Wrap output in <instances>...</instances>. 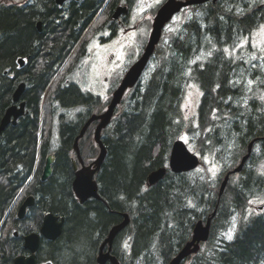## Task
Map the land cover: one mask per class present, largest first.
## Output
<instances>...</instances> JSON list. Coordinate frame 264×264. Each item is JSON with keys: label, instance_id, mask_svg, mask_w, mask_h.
<instances>
[{"label": "trees", "instance_id": "trees-1", "mask_svg": "<svg viewBox=\"0 0 264 264\" xmlns=\"http://www.w3.org/2000/svg\"><path fill=\"white\" fill-rule=\"evenodd\" d=\"M41 1L43 11L36 12L0 0V121L17 85L26 83L25 113L0 137V264H13L25 252L22 236H9V228L17 226L20 234L39 231L47 212L64 217L65 224L56 240L42 238L39 262L98 264L102 242L128 213L130 223L112 246L120 264H169L192 238L195 224L216 208L210 238L181 264H264V208L248 214L250 200L264 196V173L258 170L264 161V72L243 59L238 47L240 42L252 48L251 35L264 23V0H210L189 7L192 16L157 46L149 76L125 95L102 131L108 152L95 176L102 200L84 203L72 187L74 142L84 122L102 113L108 102L76 83L65 86L67 69L56 74L102 0L100 5L96 0L75 5L66 18L55 14L52 0ZM38 19L42 31L36 29ZM203 51L207 56L200 60ZM19 58L26 60L22 67ZM248 74L256 78L249 93ZM192 82L199 84L202 97L197 114L187 117L182 104ZM95 124L79 140L87 164L99 154ZM183 135L200 154L204 171L168 168L149 186V174L168 165L173 142ZM251 141L249 158L240 172L231 174L220 196L226 174L240 164ZM51 153L53 173L43 182ZM213 164H221L216 174L209 171ZM22 188V199L36 196L32 213L18 220L12 210L5 217ZM234 214L238 223L232 239H217Z\"/></svg>", "mask_w": 264, "mask_h": 264}, {"label": "water", "instance_id": "water-1", "mask_svg": "<svg viewBox=\"0 0 264 264\" xmlns=\"http://www.w3.org/2000/svg\"><path fill=\"white\" fill-rule=\"evenodd\" d=\"M63 1V0H58ZM209 0H166L161 7L158 9L156 16L153 22V28L151 32V36L149 42L145 48V51L141 58L136 61L126 72L124 78L122 79L119 87L115 91L113 98L107 108L101 114L92 115L89 120L83 126L81 132L76 136L74 142V149L76 151H80L79 149V140L82 138L93 121H99L95 133L94 138L100 147V156L94 160L91 164L86 165L82 159V156H78L81 161V168L76 170V175L74 179V191L77 196L81 198V200H86L90 196H96L98 190V184L95 180V173L100 170L104 158L106 156L107 150L105 146H103L101 141V133L102 128L105 127L111 118L114 115L116 107L121 103L125 92L127 89L135 86V84L140 79L144 69L146 68L148 61L151 55L154 53L156 49V45L159 43L163 29L166 24L171 21L174 16L181 11L182 8L187 7L189 5L202 4ZM214 2L216 0H213ZM18 62L21 65H24L25 59L19 58ZM24 93V85L21 82L18 87L15 89L13 93V101L14 104L9 106L6 110L5 115L3 116L2 122L0 123V137L2 131L8 126V124L12 121V123H16L17 118L23 114L25 108V102H21L20 107L16 105V102L21 99ZM13 117V120H12ZM254 141H251L248 146V151L245 156H243L240 164L235 167L233 170L229 171L221 186L219 195L221 196L227 186L230 175L232 173L240 172L249 158ZM54 162V155H49L46 158L45 166L43 167L42 178L47 179L52 173V163ZM200 157L197 153L193 152L186 142L182 139H177L173 142L170 157H169V168L171 171L175 173L189 172L195 170L200 165ZM167 172V167L162 166L154 171H152L148 177V182L150 185L156 184L159 180H161ZM34 203L33 197H28V199L22 204L19 216L22 217L24 211L27 206H30ZM264 205L259 206L258 208L262 209ZM217 213V208L213 211V213L208 217L207 221L199 220L194 227L192 238L186 242V244L182 247L177 255H175L169 264H181L188 256L194 253H198L201 249V243L205 242L210 237L211 224L212 219ZM130 222V216L128 213H124V219L121 223L113 226L109 232V236L102 244V251L98 256V261L102 264H105L107 261H110L111 264H120L118 258L111 254L113 241L116 238L117 234L125 228ZM62 231V222L59 221L58 217L49 212L44 216V221L40 229V233H31L25 236V246L28 250H30L31 254L29 256L20 255L16 257L15 264H38L36 258V251L40 244L41 235L48 238H56ZM109 244V251L107 253L103 252V248ZM44 264H53L52 262L44 263Z\"/></svg>", "mask_w": 264, "mask_h": 264}, {"label": "flooded vegetation", "instance_id": "flooded-vegetation-1", "mask_svg": "<svg viewBox=\"0 0 264 264\" xmlns=\"http://www.w3.org/2000/svg\"><path fill=\"white\" fill-rule=\"evenodd\" d=\"M1 1L6 3L7 5L16 4L18 7H21V9H23L24 7L31 6V8L36 12H42L43 11L42 8L44 6L41 0H1ZM85 1L86 0H63V1L52 0V6H54L53 11L57 12L55 13L57 14V16L66 18L70 13V11L72 10L71 8L73 6L82 5ZM100 1L101 0H96V5L97 4L100 5L99 3ZM160 1L162 0H159V3ZM163 2L158 5V9L163 4ZM158 9L155 11L153 8L151 12L150 11L151 8L147 9V7L143 5V0H102V5L99 8L98 12L96 13L94 19L90 23L88 29H86L84 34L81 36L78 43L74 46L70 55L67 56L66 60L60 67L58 73L56 74V77H58V75L60 76L62 74L61 72L67 69V72L65 73V77H66L65 86L68 85L70 82H76L80 85L79 87L81 88L82 91L96 94L94 92L96 89H98L99 94L96 95L100 96L101 99L105 96L107 99L110 97L109 100H111L112 98L111 96L113 95V92L119 86L120 83L119 77L120 76L122 77V75L126 73V71L124 72L125 65L133 64L144 53L146 45L150 39L151 31L153 28L154 17ZM42 28H43L42 20L40 19L36 20V29L42 31ZM133 45L136 47H142V50L135 53L134 54L135 56L132 57L129 54V52H130V48ZM131 61L132 63H130ZM18 64L20 65V67H22L26 64V62L24 63V65H21L19 62ZM97 70L99 71L103 70L105 72L103 79L100 78L94 79V74ZM82 76L84 77L86 76V80L83 83L81 80H79ZM56 77L54 79H56ZM85 87L88 88L86 89ZM13 93H12L11 105L14 104ZM100 94H102L103 96ZM23 100L25 102V99L21 97V99H19V101H17L16 104L20 105V103L23 102ZM25 107H26V102H25ZM86 121L84 122V124L86 123ZM92 124L93 123H91V125ZM96 126L97 123L95 124L94 132ZM57 141L58 138H55L54 142L52 143H56ZM51 154L55 156V153H51ZM76 159H77V155H76ZM76 161H78V159ZM77 166L80 167L78 163ZM33 175H35V173H33ZM32 176L29 178V180H31ZM47 179L45 181H47ZM29 180L26 182V184L29 183ZM23 191L24 188H22L15 195L5 217H7L8 213H10V211L12 210H15V218H17L18 220H24L26 219L27 216H29L32 213V210L36 205V196L31 193L22 199ZM28 197H33L34 203L33 205L27 208L26 214L23 217H20L19 210L22 204L28 199ZM59 219H63L65 224L64 217H59ZM3 220L0 223V229L2 225H4ZM9 231H10L9 236H13L17 238L22 236L21 242L23 244V249L25 252L20 253L18 255L23 254L28 256L31 252L30 250H26L24 248V242H25L24 238L29 233L39 232V231H31L28 233L20 234L19 228L17 226L9 228ZM37 254L38 253L36 252V258L38 261ZM38 263L42 264L43 262L38 261Z\"/></svg>", "mask_w": 264, "mask_h": 264}, {"label": "rangeland", "instance_id": "rangeland-1", "mask_svg": "<svg viewBox=\"0 0 264 264\" xmlns=\"http://www.w3.org/2000/svg\"><path fill=\"white\" fill-rule=\"evenodd\" d=\"M164 0L160 1V3H162ZM159 3V0H143V5L145 7L148 8H151V12H152V9L154 8V10L156 11L158 9V5L160 4ZM154 14V13H153ZM193 14V10L191 8H186L185 10H183L182 12L178 13V15L175 16V18L173 19V21H171L165 28V31H164V36H163V41H166L168 40V36L171 32L173 31H177L178 28L182 25L183 21L185 19H188L192 16ZM264 25V23L262 24ZM246 41H244L245 43ZM243 43V44H244ZM251 44H252V48L250 50H248L247 48H245L240 42L238 44V47L240 48L242 54L241 55H244V58L246 61H248L249 63H253L254 64V68H259L261 69V72L263 73L264 72V34L261 33L260 31V27H258L256 29V31H254L251 35ZM142 50V47H136V46H132L130 48V52L129 54L133 57L135 56L134 54L137 53L138 51H141ZM207 56V53L206 51L204 52H201V54L197 57L199 58L200 60L201 59H204L206 58ZM241 57V56H240ZM195 58V60L197 59ZM154 60L150 63L147 71H146V74L144 75V78L143 79H147V77L149 76V73L151 71V69H153L154 67ZM132 63V61L130 62ZM125 65V64H124ZM131 64H126L125 65V71H127V69L129 68ZM123 72V73H124ZM104 74L105 72L102 70V71H99L97 70L94 74V79L96 78H100V79H103L104 77ZM124 75H122L121 79L123 78ZM83 77V78H82ZM79 80L83 82H85L86 80V76H82ZM119 77V80L121 81ZM99 79V80H100ZM55 79L52 80V83ZM249 81H252L251 84H249ZM256 82V78H253V76H251L250 74H248V76L246 75V88L248 90V93H249V90L254 86ZM51 83V85H52ZM86 89L88 87H85ZM94 92V91H93ZM99 90L96 89L94 93L96 94H99L98 93ZM46 93V92H45ZM43 94V98H45L46 94ZM102 95V94H100ZM103 96V95H102ZM201 97H202V89L201 87L199 86V84L197 82H192L188 85L187 87V90H186V96L184 97V100H183V109L185 111V114L187 117H191V116H194L197 114V111H198V108H199V104L201 102ZM104 99H106V96L104 97ZM182 139H184L188 144L190 142V137L188 135H183ZM190 148L194 151H196L193 146H190ZM197 152V151H196ZM209 158H205V161L206 163L209 162ZM205 169V164H202L200 165V167L197 169V170H203L204 171ZM221 169V164L218 165V164H213L211 166V170H209L212 174H213V171H215V174L218 173ZM258 170L262 173H264V161H261L258 165ZM264 196L262 195H259V196H256L254 198H252L248 204V214L250 213H254L256 211H258V207L262 204H264ZM237 223H238V215L237 214H234L231 218V222L228 224V226L224 229H222L221 231H219L217 233V236L216 238L217 239H221V238H227V235L229 234V232H231V235L233 237L234 233H235V230L237 228ZM108 248V247H107ZM106 248V250H107Z\"/></svg>", "mask_w": 264, "mask_h": 264}, {"label": "bare ground", "instance_id": "bare-ground-1", "mask_svg": "<svg viewBox=\"0 0 264 264\" xmlns=\"http://www.w3.org/2000/svg\"><path fill=\"white\" fill-rule=\"evenodd\" d=\"M69 47H70V46H69ZM73 48H74V47H73ZM68 52H69V51H68ZM31 53H32V52H31ZM61 57H62V56H61ZM49 59H50V56H49ZM17 61H18V60H17ZM25 62H26V61H25ZM25 62H24V63H25ZM181 63H182V62H181ZM38 73H39V72H38ZM40 73H41V72H40ZM37 75H38V74H37ZM35 77H36V76H35ZM39 79H40V78H39ZM55 81H56V80H55ZM174 81H175V80H174ZM22 83H23V85H24V90H25L26 84H25L24 82H22ZM174 84H175V83H174ZM51 87H52V86H51ZM176 88H177V86H176ZM116 90H117V88H116ZM116 90H115V91H116ZM115 91L113 92V95H114ZM237 94H238V93H237ZM113 95L111 96L112 98H113ZM109 98H110V97H109ZM112 98H111V100H112ZM111 100H110V102H111ZM23 101H24V100H23ZM16 105H17V104H16ZM20 105H21V103H20ZM20 105H17V106L20 107ZM6 110H7V109H6ZM242 110H243V109H242ZM165 111H166V110H165ZM5 113H6V112H5ZM24 113H25V108H24V112H23V114H24ZM0 114H1V113H0ZM23 114H22V115H23ZM4 115H5V114H4ZM4 115H3V116H4ZM22 115H20V116H22ZM20 116H19V117H20ZM113 116H114V115H113ZM19 117H18V118H19ZM18 118H17V120H18ZM112 118H113V117H112ZM112 118H111V120H112ZM2 119H3V117L1 118L0 123L2 122ZM12 120H13V117H12ZM17 120H16V123H17ZM88 120H89V119H88ZM88 120H87V121H88ZM111 120L108 122V124H107L105 127L102 128V131H103V130H104V129L110 124ZM87 121H86V122H87ZM11 123H12V121H11L9 124H11ZM16 123H12V124H16ZM92 123H93V122H92ZM9 124H8V125H9ZM84 125H85V124H84ZM84 125H83V126H84ZM90 125H91V123H90ZM90 125H89V126H90ZM97 125H98V124H97ZM89 126H88V128H89ZM96 127H97V126H96ZM82 128H83V127H82ZM82 128H81V130H82ZM88 128H87V130H88ZM81 130H80V132H81ZM87 130H86V132H87ZM95 130H96V129H95ZM80 132H79V133H80ZM86 132H85V134H86ZM94 133H95V132H94ZM85 134H84V135H85ZM77 136H78V135H77ZM165 137H166V136H165ZM94 140H95V138H94ZM101 141H102L103 146H105V144H104V142H103V140H102V133H101ZM95 142H96V141H95ZM96 144L98 145L97 142H96ZM98 146H99V145H98ZM105 148H106V146H105ZM79 149H80V146H79ZM106 150H107V148H106ZM73 151L76 152L77 159H78V161H76V160H75V161H72V162L74 163L73 166H74L75 175H76V170L80 169L81 166H82V165H81V161H80L79 156H78V153H79V155H81V156H82V154H81V150H80V151L78 150V151H79V152H78V151H76V150L74 149ZM77 152H78V153H77ZM107 152H108V151H107ZM99 154H100V147H99ZM99 154H98V156H97L94 160H96V159L100 156ZM50 155H51V154H50ZM52 155H53V154H52ZM106 155H107V153H106ZM48 156H49V155H48ZM105 157H106V156H105ZM46 158H47V157H46ZM82 159H83V157H82ZM54 160H55V156H54ZM94 160H93V161H94ZM104 160H105V158H104ZM83 161H84V159H83ZM93 161H92V162H93ZM84 162H85V161H84ZM92 162H90V163H88V164L85 163V164H86V165H89V164H91ZM45 163H46V159H45ZM45 163H44V166H45ZM53 163H54V162H53ZM53 163H52V165H53ZM77 163L80 165V167L77 166ZM103 163H104V161H103ZM103 163H102V165H103ZM44 166H43V167H44ZM164 166H165V165H164ZM101 167H102V166H101ZM100 169H101V168H100ZM52 171H53V167H52ZM99 171H100V170H98V171L95 173V176H96V174H97ZM42 174H43V170H42ZM51 174H52V173H51ZM51 174H50V176H51ZM149 175H150V174H149ZM50 176H49V177H50ZM148 177H149V176H148ZM94 178H95V177H94ZM74 179H75V176H74ZM41 180L45 181L46 179H43V178H42V175H41ZM95 180H96V178H95ZM96 181H97V180H96ZM73 183H74V180H73ZM73 183H72V187H73V190H74ZM147 183H148V185L150 186L148 180H147ZM97 184H98V182H97ZM74 193H75V191H74ZM75 195H76V193H75ZM76 197L78 198V200H79L81 203L86 202V201H87L88 199H90V198H96V199H99V200L101 199V200H102V198H101V196H100V194H99V185H98V190H97V195H96V196H90V197H88L86 200H83V201L81 200V198H80L79 196L76 195ZM32 205H33V204H32ZM30 206H31V205H30ZM28 207H29V206L26 207V210L24 211V214L22 215V217L26 214V211H27V208H28ZM19 211H20V210H19ZM47 213H49V212H47ZM47 213H46V214H47ZM46 214H45V215H46ZM45 215H44V216H45ZM56 216H57V215H56ZM57 217H58V216H57ZM58 219H59V217H58ZM130 220H131V219H130ZM43 221H44V217H43V220H42V224H43ZM59 221L62 222V231H63L64 220H63V219H59ZM129 223H130V222H129ZM129 223H128V224H129ZM42 224H41V226H42ZM116 225H117V224H116ZM114 226H115V225H114ZM127 226H128V225H127ZM127 226H126V227H127ZM112 227H113V226H112ZM126 227H125V228H126ZM40 229H41V227H40ZM123 229H124V228H123ZM123 229H122V230H123ZM110 230H111V229H110ZM62 231H61V233H62ZM109 232H110V231H109ZM32 233H40V230H39V232H32ZM61 233H60L56 238H48V237H44V236L41 235V238H40V244H41V240H42V238H44V239H46V240H51V241H52V240H56V239L61 235ZM29 234H31V233H29ZM29 234H28V235H29ZM73 234H74V233H73ZM26 236H27V235H26ZM108 236H109V233H108ZM108 236H107V237H108ZM107 237H106V238H107ZM106 238H105V240H106ZM24 239H25V238H24ZM105 240H104V241H105ZM114 240H115V239H114ZM104 241H103V242H104ZM103 242H102V244H103ZM113 243H114V241H113ZM40 244H39V247H40ZM102 244H101V246H100V248H99L98 255H97V262H98V264H102V263H100V262L98 261V256H99V254H100V251H102ZM112 246H113V245H112ZM39 247H38L37 251L39 250ZM107 247H108V248H107ZM24 248H25L26 250H28V249L26 248V246H25V242H24ZM106 248H107V250H106ZM37 251H36V252H37ZM108 251H109V244H107V245L103 248V252H104V253H107ZM10 253H11V252H10ZM48 253H49V252H48ZM11 254H12V253H11ZM30 254H31V253H30ZM30 254H29V255H30ZM111 254H112V250H111ZM9 255H10V254H9ZM22 255H23V254H22ZM29 255H28V256H29ZM48 255H49V254H48ZM18 256H20V255H18ZM18 256H16V257H18ZM25 256H26V255H25ZM16 257L14 258L13 264H15ZM37 262H38V261H37ZM48 262H52V261H45V262H43L42 264H44V263H48ZM107 262L111 263L110 261H107ZM107 262H106V263H107ZM52 263H53V262H52ZM106 263H105V264H106ZM53 264H54V263H53Z\"/></svg>", "mask_w": 264, "mask_h": 264}, {"label": "snow or ice", "instance_id": "snow-or-ice-1", "mask_svg": "<svg viewBox=\"0 0 264 264\" xmlns=\"http://www.w3.org/2000/svg\"><path fill=\"white\" fill-rule=\"evenodd\" d=\"M260 31H261L262 34H264V25H261V26H260ZM262 50H264V49H262ZM225 51H227V50H225ZM210 54H211V53H209V55H210ZM251 83H252V81H249V84H251ZM213 174H215V171H213ZM262 202H264V201H262ZM227 238H228L229 240L232 239L231 232H229V234L227 235Z\"/></svg>", "mask_w": 264, "mask_h": 264}]
</instances>
